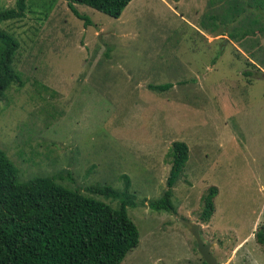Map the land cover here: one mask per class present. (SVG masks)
I'll return each instance as SVG.
<instances>
[{"label": "rangeland", "instance_id": "rangeland-1", "mask_svg": "<svg viewBox=\"0 0 264 264\" xmlns=\"http://www.w3.org/2000/svg\"><path fill=\"white\" fill-rule=\"evenodd\" d=\"M75 6L88 25L66 0H26L22 18L1 24L18 40L23 81L0 99V149L17 182L53 176L117 206L87 188L121 190L127 175L139 242L120 264H204L180 218L199 225L218 264H264V0H131L117 18ZM174 141L188 146L175 211L152 209Z\"/></svg>", "mask_w": 264, "mask_h": 264}, {"label": "trees", "instance_id": "trees-1", "mask_svg": "<svg viewBox=\"0 0 264 264\" xmlns=\"http://www.w3.org/2000/svg\"><path fill=\"white\" fill-rule=\"evenodd\" d=\"M66 1L72 13L88 25L89 18L75 4L117 18L131 0ZM25 9L26 0H16L14 7L0 10V99L13 83L23 85L21 74L13 65L18 40L1 24L22 18ZM239 37H243L242 33ZM248 63L256 66L250 60ZM243 74L250 75V71L244 70ZM170 86V83L149 84L156 91ZM170 154L166 188L161 197L148 205L174 212L172 188L187 161L188 146L183 141H174ZM123 178L125 185L121 190L110 186L87 188L118 200L119 204L112 206L58 183L53 176L18 183L17 168L0 149V264H120L139 242L137 226L127 213V208L135 205L128 192L130 180L127 175ZM216 195L217 187L210 186L203 196L199 214L203 222L209 221L213 214ZM256 237L264 243V231H258Z\"/></svg>", "mask_w": 264, "mask_h": 264}, {"label": "water", "instance_id": "water-1", "mask_svg": "<svg viewBox=\"0 0 264 264\" xmlns=\"http://www.w3.org/2000/svg\"><path fill=\"white\" fill-rule=\"evenodd\" d=\"M180 221L186 225L188 230L193 235L195 241L197 242L198 251L200 252L205 264H218L216 257L211 252V244L204 243L201 239L199 232V225L191 220H186L180 218Z\"/></svg>", "mask_w": 264, "mask_h": 264}]
</instances>
